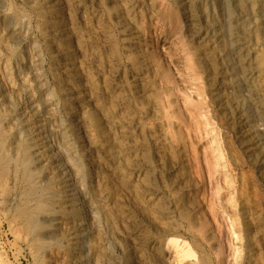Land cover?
<instances>
[{
	"label": "rangeland",
	"instance_id": "obj_1",
	"mask_svg": "<svg viewBox=\"0 0 264 264\" xmlns=\"http://www.w3.org/2000/svg\"><path fill=\"white\" fill-rule=\"evenodd\" d=\"M39 1L0 0V112L3 109L0 113V128H5L0 134V152L18 156L22 150L14 149L20 144L22 148L29 146L27 149H31V155L36 153L35 150L39 152V158L35 157L37 161L34 163L32 160L31 166L36 170L33 181L39 186L38 189L40 188L37 194L44 196L48 190L51 191L50 197L53 196L51 198L55 202H52V207L56 209L53 212L57 214L58 211L59 214L51 230L54 233L48 234L49 237L44 236L40 244L34 242L25 231L24 225H21L22 221L14 216L17 207L23 202L26 182L22 181L21 174H14L13 167L8 166L6 173L11 174L7 173L4 182H0V264H264V86L257 80L259 74L264 78V57L261 58V53L264 56V0H133L130 5L134 15L132 27L137 38L132 41L123 38L108 21L119 12L116 2L112 4L107 0H90V3L88 0H69L71 6L67 0L56 13H48ZM226 5L228 9L225 8ZM74 9L76 10L73 11ZM107 14L111 16L108 17ZM58 19H61V22ZM98 29L105 32L109 46L102 44L103 36L98 33ZM60 31L66 32L63 33V38L60 37ZM70 35L74 36L71 41ZM9 44L10 46H7ZM57 47L62 50L58 48V51ZM129 47L133 48L132 52ZM79 49L80 52L74 51ZM93 52L96 53L95 56ZM68 61L74 62L78 67L74 78H66L60 72L63 63ZM98 71L100 73L97 74ZM135 74L141 85L139 88L142 89L140 100L136 99L127 82L130 75ZM111 78L112 86L117 88V95H124L127 99L131 117L142 126L143 133L136 131L134 139L137 138L136 143L141 142L144 150L136 153L137 155L127 154L121 158L117 157L118 160L116 158L108 161L106 155L109 143H115L118 148H123L125 143L118 138L120 130L108 129L105 126L110 128L111 120L117 119L110 117L111 102L102 88ZM83 85L85 90H82ZM91 88L94 90L91 91ZM93 92L97 94H92ZM84 94L89 95L92 100L89 105L75 101V98ZM28 95H32L30 98L35 102V114L25 108V98ZM91 104L93 105L90 106ZM102 116L108 119L102 120ZM80 117L82 122L78 120ZM198 123L199 125H195ZM41 124L45 129L44 135L49 138V145L53 146L51 153L56 156L66 154L65 157L62 156L61 162L63 161L64 166L67 164L64 171L66 178H69L70 193L74 196L70 197L72 202L69 204V210L64 207L68 203L64 204L62 193L64 189L69 188H63L65 183L55 179L47 152L41 148L39 134L36 132V127ZM30 125L33 127H29ZM148 132H153L159 140V150L149 142ZM112 163L115 164L114 168ZM72 164L76 165V168ZM148 166L151 170L147 181H142L137 172L134 175L130 173L133 167L138 169ZM69 174L73 178L69 177ZM39 180L43 182L40 183ZM47 182L52 185L48 187ZM3 186L13 188L12 196H15L6 199L1 189ZM53 187L57 188L56 192ZM42 189L46 191L43 192ZM149 190L157 191L159 195L153 197L147 194ZM57 192L61 193L56 194ZM33 199L29 200L30 204L34 202ZM176 201L187 210L182 208L183 212H175L173 208ZM71 219H75L74 223H85L86 230H82V233H86L85 238L72 239L69 228ZM169 238L178 239L181 249L187 250L188 254L178 255L174 247L166 245ZM161 240H165L166 244ZM144 241H154L153 245L155 244L159 251L149 252L141 249V243ZM250 243L257 244L255 256H258H254L255 259L253 257L254 261H249L247 249ZM139 253L144 255V260L135 263L134 257Z\"/></svg>",
	"mask_w": 264,
	"mask_h": 264
},
{
	"label": "bare ground",
	"instance_id": "obj_2",
	"mask_svg": "<svg viewBox=\"0 0 264 264\" xmlns=\"http://www.w3.org/2000/svg\"><path fill=\"white\" fill-rule=\"evenodd\" d=\"M34 1V0H33ZM38 1V0H37ZM69 1V0H68ZM75 1V0H74ZM74 1H73V3H74ZM80 2H81V0H79ZM84 1V0H83ZM109 3L111 2L112 4L114 3V2H116V4L119 6V12H116V11H118V10H115V12H116V14H114L112 17H110V19H108V21H109V23H111V25H113L115 28H116V30L118 31L117 33H119L121 36H123V38H125V39H128V40H135L136 38H137V34H136V32H135V30H134V28L132 27L133 25H132V18H133V12L131 13V3H132V1L133 0H107ZM183 1V0H182ZM222 1V0H221ZM230 1V0H229ZM240 1V0H239ZM256 1V0H255ZM255 1H254V3H255ZM39 2H41V5H43L44 7H45V9L48 11V13H56V11H58V9H60L61 7H62V5L64 4V3H66L67 2V0H40ZM70 2V5H71V1H69ZM80 2H78V3H80ZM88 2L90 3V0H88ZM99 2V1H98ZM98 2H97V4H98ZM214 2V1H213ZM224 2V1H223ZM222 2V3H223ZM100 3V2H99ZM104 3V2H103ZM135 3V2H134ZM195 3V2H194ZM199 3V2H198ZM208 3H209V1H208ZM207 3V4H208ZM218 3V2H217ZM251 3V2H250ZM28 4V3H27ZM35 4V3H34ZM34 4H33V6H34ZM75 4H77V3H75ZM224 4H225V2H224ZM32 5V4H31ZM40 5V6H41ZM74 5V4H73ZM80 5V4H79ZM86 5V4H85ZM103 5V4H102ZM115 5V4H114ZM134 5H136V3L134 4ZM201 5V4H200ZM203 5V4H202ZM222 5V4H221ZM230 5V4H229ZM36 6H37V3H36ZM39 6V7H40ZM43 6H41V7H43ZM68 6V9L70 8L69 7V5H67ZM72 6V5H71ZM100 6V5H99ZM116 6V5H115ZM115 6H113V7H115ZM224 6V5H223ZM241 6V5H240ZM243 6V5H242ZM247 6V5H246ZM263 6V5H262ZM106 6H104V8H105ZM135 7V6H134ZM202 7V6H201ZM220 7V6H219ZM252 7V6H251ZM3 8V7H2ZM36 8V7H35ZM38 8V7H37ZM77 8V7H76ZM99 8V7H98ZM108 8V7H107ZM204 8V7H203ZM222 8V7H221ZM225 8L226 9H228V6L226 5L225 6ZM225 8H223L224 9V12H225ZM243 8H244V6H243ZM1 9V8H0ZM42 9V8H41ZM44 9V10H45ZM102 9V8H101ZM111 9H113V8H111ZM249 9V8H248ZM254 9H255V7H254ZM3 10V9H2ZM10 10V9H9ZM76 9H74L73 11H75ZM103 10V9H102ZM238 10H240V9H238ZM67 11V10H66ZM71 11V10H70ZM105 11H106V13L108 12L106 9H105ZM196 11V10H195ZM261 11H262V9H261ZM261 11H260V13H261ZM4 12H5V10H4ZM3 12V13H4ZM19 12V11H18ZM17 12V13H18ZM38 12V11H37ZM41 12V11H40ZM39 12V13H40ZM68 12V11H67ZM221 12H223V11H221ZM238 12V11H237ZM240 12V11H239ZM15 13V12H14ZM16 13V14H17ZM39 13H37V14H39ZM63 13V12H62ZM65 13V12H64ZM75 13V12H74ZM73 13V14H74ZM86 13H88V12H86ZM92 13H94V12H92ZM99 13V12H98ZM103 13V12H102ZM105 13V12H104ZM114 13V12H113ZM251 13H253L252 11H251ZM0 14H2V13H0ZM15 14V15H16ZM20 13H18V15H19ZM42 14V13H41ZM101 14V13H100ZM99 14V15H100ZM191 14V13H190ZM218 14H220V13H218ZM225 14V13H224ZM223 14V15H224ZM240 14H242V13H240ZM14 15V14H13ZM45 15V14H44ZM60 15V14H59ZM66 15V14H65ZM102 15V14H101ZM101 15H100V17H101ZM133 15V16H132ZM211 15V14H210ZM222 15V16H223ZM247 15V14H246ZM245 15V16H246ZM255 15V14H254ZM5 16V15H4ZM10 16V15H9ZM69 16V15H68ZM73 16H75V15H73ZM81 16H83V15H81ZM92 16V15H91ZM98 16V15H97ZM107 16H108V14H107ZM109 16H111L110 14H109ZM108 16V17H109ZM208 16V15H207ZM241 16V15H240ZM260 16V15H259ZM3 17V16H2ZM37 17H40L39 15H37ZM42 17V16H41ZM59 17V16H58ZM70 17V16H69ZM86 17H87V15H86ZM89 17H90V15H89ZM96 17V16H95ZM106 17V16H105ZM251 17V16H250ZM253 17V16H252ZM255 17V16H254ZM11 18H13L12 16H11ZM15 18V17H14ZM17 18H19V17H17ZM23 18V17H22ZM66 18H67V16H66ZM88 18V17H87ZM199 18V17H198ZM224 18V17H223ZM225 18H226V16H225ZM258 18V17H257ZM260 18H261V16H260ZM50 19V18H49ZM55 19V18H54ZM63 19V18H62ZM70 19V18H69ZM73 19V18H72ZM92 19V18H91ZM90 19V20H91ZM98 18H96V20H97ZM134 19V18H133ZM205 19V18H204ZM243 19V18H242ZM13 20V19H12ZM20 20V19H19ZM26 20H28V19H26ZM59 20V22H61L60 20L61 19H58ZM64 20V19H63ZM86 20V19H85ZM100 20H101V18H100ZM104 20H106V19H104ZM15 21V20H14ZM23 21V20H22ZM79 21V20H78ZM77 21V22H78ZM98 21H99V19H98ZM107 21V20H106ZM188 21V20H187ZM213 21H215V20H213ZM240 21V20H239ZM260 21V20H259ZM19 22V21H18ZM45 22V21H44ZM83 22V21H82ZM87 22V21H86ZM86 22H84L85 24H86ZM221 22V21H220ZM15 23V22H14ZM58 23V22H57ZM65 23H66V21H65ZM69 23V22H68ZM88 23V22H87ZM52 24V23H51ZM75 24V23H74ZM77 24V23H76ZM246 24V23H245ZM6 25V24H5ZM53 25V24H52ZM63 25V24H62ZM70 25V24H69ZM87 25V24H86ZM86 25H84V26H86ZM109 24H107V26H108ZM110 25V26H111ZM213 25H214V23H213ZM226 25V24H225ZM11 26V25H10ZM14 26V25H13ZM49 26V25H48ZM60 26V25H59ZM92 26V25H91ZM255 27H256V25H254ZM253 26V27H254ZM12 27V26H11ZM63 27V26H62ZM95 27V26H94ZM100 27V26H99ZM212 27V26H211ZM5 28V27H4ZM48 28H52V27H48ZM59 28V27H58ZM61 28V27H60ZM64 28V27H63ZM72 28V27H71ZM82 28V27H81ZM85 28V27H84ZM93 28V27H92ZM95 28H97V25H96V27ZM114 28V29H115ZM208 28V27H207ZM244 28H245V26H244ZM45 29V28H44ZM68 29V28H67ZM110 29V28H109ZM216 29V28H215ZM66 30V29H65ZM73 30V29H72ZM77 30V29H76ZM97 30V29H96ZM111 30V29H110ZM109 30V31H110ZM137 30V29H136ZM204 30V29H203ZM5 31V30H4ZM70 31V30H69ZM75 31V30H74ZM74 31H72V32H74ZM84 31V30H83ZM202 31V30H201ZM219 31V30H218ZM107 32H108V30H107ZM111 32V31H110ZM139 32V31H138ZM209 32V31H208ZM63 31H60V34H61V38H63L62 36H63ZM66 33V32H65ZM64 33V34H65ZM93 33V32H92ZM98 33H100V35L101 36H103V45L105 46V47H107V46H109L110 45V42H109V40L108 39H106L105 38V36H104V31L102 30V29H98ZM195 33V32H194ZM262 33H263V35H264V29H263V31H262ZM78 34V33H77ZM79 34H80V32H79ZM106 34H108V33H106ZM105 34V35H106ZM118 34V35H119ZM209 34V33H208ZM217 34V33H216ZM55 35V34H54ZM84 35V34H83ZM6 37H8L7 35H5ZM69 36V35H68ZM199 36V35H198ZM226 36H228V35H226ZM230 36V35H229ZM250 36V35H249ZM248 36V37H249ZM5 37V38H6ZM22 37V36H21ZM67 37V36H66ZM92 37V36H91ZM190 37V36H189ZM219 37V36H218ZM231 37V36H230ZM53 38V37H52ZM67 38H69V37H67ZM84 38V37H83ZM90 38V37H89ZM97 38V37H96ZM105 38V39H104ZM247 38V37H246ZM261 38H263V36L261 37ZM260 38V39H261ZM70 41L72 40V39H74V36L73 35H70ZM88 39V38H87ZM92 39V38H91ZM101 39V38H100ZM140 39V38H139ZM221 39V38H220ZM255 39V38H254ZM77 40V39H76ZM76 40H74V41H76ZM81 40V39H80ZM80 40H79V42H80ZM82 40H84V39H82ZM86 40V39H85ZM84 40V41H85ZM99 40V39H98ZM124 40V39H123ZM196 40V39H195ZM223 40V39H222ZM227 40V39H226ZM245 40V39H244ZM244 40H242V41H244ZM264 40V39H263ZM55 41H57L56 39H55ZM67 41H68V39H67ZM88 41V40H87ZM94 41V40H93ZM125 41V40H124ZM254 41V40H253ZM5 42H7V41H5ZM83 42V41H82ZM90 42V41H89ZM126 42H127V40H126ZM212 42V41H211ZM221 42V41H220ZM223 42V41H222ZM228 42V41H227ZM232 41H230V43H231ZM245 42V41H244ZM252 42V41H251ZM250 42V43H251ZM257 42V41H256ZM260 42H261V40H260ZM8 43H9V41H8ZM13 43V42H12ZM66 43V42H65ZM93 43H95V42H93ZM99 44H100V42H98ZM123 43V42H122ZM216 43V42H215ZM7 44V43H6ZM76 44V43H75ZM84 44H86L85 42H84ZM124 44V43H123ZM138 44H139V42H138ZM209 44V43H208ZM223 44V43H222ZM14 46H15V44H13ZM12 45V46H13ZM16 45H18V44H16ZM58 45V44H57ZM73 44H71V46H72ZM125 45V44H124ZM128 45H129V43H128ZM217 45V44H216ZM221 45V44H220ZM233 45V44H232ZM249 45V44H248ZM253 45V44H252ZM7 46H10V44L9 45H7ZM7 46H4V47H7ZM13 46V47H14ZM62 46V45H61ZM88 46V45H87ZM90 46V45H89ZM93 46V45H92ZM96 46V45H95ZM101 46V45H100ZM104 46H103V48H104ZM112 46V45H111ZM133 46V45H132ZM135 46V45H134ZM223 46V45H222ZM234 46V45H233ZM240 46V45H239ZM247 46V45H246ZM259 46V45H258ZM12 47V48H13ZM16 47H18V46H16ZM15 47V48H16ZM70 47V46H69ZM77 47H79V46H77ZM76 47V48H77ZM97 47V46H96ZM95 47V48H96ZM136 48H139V47H137V46H135ZM232 47V46H231ZM257 47V46H256ZM263 46H261V48H262ZM11 48V49H12ZM15 48H14V50H15ZM51 48V47H50ZM58 48L59 47H57V50H58ZM80 48V47H79ZM99 48V47H98ZM102 48V49H103ZM111 48V47H110ZM243 48H244V46H243ZM251 48H253V47H251ZM259 48V47H258ZM257 48V49H258ZM6 49H9V48H6ZM60 49V48H59ZM70 49V48H69ZM109 49V48H108ZM123 49L125 50V48H124V46H123ZM129 49H130V51L132 52V50H133V48H130L129 47ZM226 49V48H225ZM230 49V48H229ZM246 49V48H245ZM250 49V48H249ZM57 50H56V52L55 53H57ZM60 50H62V49H60ZM65 50V49H64ZM63 50V51H64ZM86 49H84V51H85ZM224 49L222 48V51H223ZM247 50V49H246ZM251 50V49H250ZM59 51V50H58ZM75 52H80V49L79 50H74ZM95 52H96V50H94ZM129 51V52H130ZM222 51H219V52H221L222 53ZM236 51V50H235ZM239 51V50H238ZM259 51V50H258ZM261 51V50H260ZM10 52H12V50L10 51ZM69 53H70V51H68ZM86 52V51H85ZM126 52V51H125ZM138 52V51H137ZM141 52V51H140ZM218 52V53H219ZM245 52H247V51H245ZM252 52H254V51H252ZM251 52V53H252ZM256 52V51H255ZM9 53V52H8ZM82 53V52H81ZM94 53V52H93ZM128 53V52H127ZM217 53V54H218ZM220 53V54H221ZM228 53H230V52H228ZM240 53V52H239ZM258 53H260V52H258ZM12 54H14L13 52H12ZM17 54V53H16ZM63 54V53H62ZM64 54H66V53H64ZM83 54V53H82ZM81 54V55H82ZM95 54L96 53H94V56H95ZM131 54V53H130ZM219 54V55H220ZM222 54H224V53H222ZM221 54V55H222ZM232 54H234V53H232ZM1 55V54H0ZM11 55V54H10ZM58 55V54H57ZM78 55V54H77ZM80 55V54H79ZM91 55H93V54H91ZM91 55H90V57H91ZM99 55V54H98ZM230 55H231V53H230ZM252 55H253V53H252ZM83 56V55H82ZM85 56V55H84ZM89 56V55H88ZM137 56V55H136ZM229 56V55H228ZM254 56H256V55H254ZM13 57V56H12ZM64 57V56H63ZM65 57H66V55H65ZM89 57V58H90ZM224 57V56H223ZM231 57H232V55H231ZM264 56H262V53H261V58H263ZM61 58V57H60ZM82 58V57H81ZM95 58V57H94ZM94 58H93V60H94ZM221 58H222V56H221ZM243 58V57H242ZM256 58H258V57H256ZM87 59H88V57H87ZM96 59V58H95ZM234 59V58H233ZM254 58H252V60H253ZM86 60V59H85ZM90 61H91V58L89 59ZM114 60V59H113ZM82 61V60H81ZM87 61V60H86ZM111 61V60H110ZM109 61V62H110ZM222 61H224V60H222ZM226 61V60H225ZM261 61V60H260ZM259 61V62H260ZM78 62H80V61H78ZM89 62V61H88ZM96 62V61H95ZM250 62V61H249ZM248 62V63H249ZM91 63H92V61H91ZM108 63V62H107ZM232 64H233V62H231ZM236 62H234V64H235ZM244 63V62H243ZM261 63H263V61L261 62ZM34 64V63H33ZM75 63L74 62H71V61H68V62H64L63 63V67H61V73L67 78V77H71L72 76V78H74V76L76 75L74 72H77V70H78V67H76L75 65H74ZM93 64V63H92ZM91 64V65H92ZM96 64H97V62H96ZM228 64V63H227ZM253 64V63H252ZM82 65V64H81ZM89 65V64H88ZM111 65V64H110ZM109 65V66H110ZM114 65V64H113ZM229 65H231V64H229ZM254 65V64H253ZM256 65V64H255ZM78 66H79V68H80V64H78ZM86 66H87V64H86ZM262 66V65H261ZM93 67V66H92ZM97 67V66H96ZM114 67V66H113ZM233 67V66H232ZM243 67V66H242ZM247 67V66H246ZM251 67H254V66H251ZM256 67H257V65H256ZM89 68V67H88ZM98 68V67H97ZM224 68V67H223ZM239 68V67H238ZM241 68V67H240ZM249 68V67H248ZM126 69V68H125ZM220 69H222V68H220ZM250 69V68H249ZM252 69H254V68H252ZM260 69V68H259ZM80 70V69H79ZM85 70V69H84ZM100 70V69H99ZM117 70H119V69H117ZM116 70V71H117ZM128 70V69H127ZM134 69H132V71H133ZM237 70V69H236ZM241 70V69H240ZM83 71V70H82ZM81 71V72H82ZM121 71V70H120ZM233 72H235L234 71V69L232 70ZM59 72V73H60ZM79 72V71H78ZM80 72V73H81ZM84 72V71H83ZM74 73V74H73ZM79 73V74H80ZM88 73V72H87ZM86 73V74H87ZM98 73H100L99 71L97 72V74ZM102 73V72H101ZM110 73V72H109ZM122 73V72H121ZM129 73V72H128ZM135 73V72H134ZM21 74V73H20ZM82 74V73H81ZM85 74V73H84ZM96 74V73H95ZM133 74V73H132ZM62 75V76H63ZM233 75V74H232ZM240 75V74H239ZM248 75V74H247ZM81 76V75H80ZM114 76V75H113ZM236 76V75H235ZM249 76V75H248ZM247 76V77H248ZM256 76V75H255ZM263 76V75H262ZM86 77V76H85ZM92 77V76H91ZM96 77H98V76H96ZM239 77V76H238ZM242 78H243V76H241ZM251 77H253V76H251ZM23 78V77H22ZM103 78V77H102ZM109 78V77H108ZM130 78V80H128ZM127 80V82H128V84L130 85V87L132 88V91H133V93L136 95V99H138V100H140V96H141V90L142 89H140L139 87L141 86L139 83H138V79H137V75L135 74V75H130V77H129ZM240 78V77H239ZM258 79V82H260L261 84V86L263 87L264 86V78L262 79V77L260 76V74L258 75V77H257ZM76 79V78H75ZM104 79H106V78H104ZM236 79V78H235ZM234 79V80H235ZM25 80V79H24ZM81 80V79H80ZM118 80V79H117ZM116 80V81H117ZM240 80V79H239ZM23 81V80H22ZM92 80H90V82H91ZM119 81V80H118ZM121 81V80H120ZM123 81V80H122ZM252 81V80H251ZM104 82V81H103ZM141 83H143L142 81H140ZM232 82V81H231ZM230 82V83H231ZM243 82H245L246 83V81L245 80H243ZM256 82V81H255ZM254 82V83H255ZM95 83V82H94ZM93 83V84H94ZM116 83V82H115ZM74 84V83H73ZM80 84H81V81H80ZM91 84V83H90ZM93 84H92V86H93ZM119 84H121L122 85V83H119ZM42 85V84H41ZM102 85V84H101ZM113 85V82H112V78H111V80L110 81H107L106 83H105V85H102L103 87L102 88H104V94H105V96H106V98L107 99H109L110 100V102H111V107H112V113H111V115H110V117L111 118H113V117H115V118H117L116 120H111V122L112 123H109L110 124V128L108 127V125H105V126H107L106 128H108V129H117L118 131L120 130V134H119V136H118V138L120 139V140H122V142L124 143V146H123V148H118V146H115V143H109V150H108V153H107V155H106V160H108V161H113V160H115L117 157L119 158H121L122 156H124V155H127V154H134L135 153V155H137L136 153H140V152H142L143 150H144V147L142 146V144H141V142L140 143H136V141H137V138L136 139H134V133L137 131V132H139V133H143V129H141V127L139 126V124L138 123H140V122H136V121H134V119H133V117H131V109L129 108V103H128V101H127V99L125 98V97H120V96H118L117 95V88L115 87H113L112 86ZM121 85H120V87L119 88H121ZM251 85V84H250ZM249 85V86H250ZM87 86V85H86ZM115 86V85H114ZM240 86V85H239ZM22 87V86H21ZM258 86H256V88H257ZM5 88V87H4ZM36 88H37V86H36ZM73 88V87H72ZM71 88V89H72ZM75 88V87H74ZM94 88H96V87H94ZM244 88V87H243ZM247 88V87H246ZM261 88V87H260ZM86 89V87L83 85L82 86V90H85ZM262 89V88H261ZM1 90H3V89H1ZM25 90V89H24ZM92 90H94V89H92L91 88V91ZM99 90V89H98ZM121 89H119V91H120ZM128 90H130V88L128 89ZM245 90V89H244ZM7 91V90H6ZM9 91V90H8ZM69 91V90H68ZM91 91H89L90 93H91ZM131 91V92H132ZM262 91V90H261ZM264 91V90H263ZM10 92V91H9ZM17 92V91H16ZM72 92V91H71ZM86 92V91H85ZM103 92V91H102ZM239 93V92H238ZM250 93V92H249ZM264 93V92H263ZM17 94V93H16ZM74 94V93H73ZM78 94H80V93H78ZM89 94V93H88ZM92 94H95L94 92L92 93ZM97 94V93H96ZM95 94V95H96ZM100 94V93H99ZM122 94V93H121ZM123 94H126V93H123ZM129 94H132V93H129ZM6 95V94H5ZM15 95V94H14ZM45 95V94H44ZM68 95V94H67ZM76 95V94H75ZM90 95V94H89ZM89 95H87V94H84V95H82V96H79L78 98H75V101H77V102H80V103H87L88 105L92 102V100H91V98L89 97ZM252 95V94H251ZM4 95L2 94L1 95V97H3ZM17 96V95H16ZM32 96V95H31ZM30 96V97H31ZM133 96V95H132ZM246 96V95H245ZM257 96V95H256ZM260 96H263V95H260ZM6 97V96H5ZM9 97V96H8ZM29 97V95L27 96V98H25L27 101L25 102V104H26V106H25V108H26V110H28L30 113L32 112V114H35V111H34V109H35V105H34V103H33V99L32 98H30ZM127 97V96H126ZM129 97V96H128ZM254 97V96H253ZM69 98V97H68ZM130 98V97H129ZM243 98V97H242ZM245 98V97H244ZM264 98V97H263ZM96 99V98H95ZM131 99V98H130ZM133 99V98H132ZM12 100V99H11ZM134 100V99H133ZM255 100V99H254ZM15 101V100H14ZM142 101H143V99H142ZM248 101V100H247ZM246 101V102H247ZM250 101V100H249ZM248 101V102H249ZM9 102V101H8ZM8 102H6V104L8 103ZM74 102V101H73ZM11 103V102H10ZM38 103V102H37ZM36 103V104H37ZM94 103H95V101H94ZM136 103V102H135ZM140 103V102H139ZM5 104V103H4ZM13 104H14V102H13ZM75 104V103H74ZM1 105V104H0ZM82 105V104H81ZM93 104H91L90 106H92ZM95 105V104H94ZM110 105V104H109ZM250 105H251V102H250ZM255 105V104H254ZM254 105H253V107H254ZM96 106V105H95ZM8 107V106H7ZM11 107V106H10ZM13 107H14V105H13ZM18 107V106H17ZM83 107H84V105H83ZM94 107V106H93ZM131 107V106H130ZM2 108V107H1ZM9 108V107H8ZM39 108V107H38ZM87 108V107H86ZM249 108V107H248ZM259 108V107H258ZM5 109V108H4ZM18 109V108H17ZM20 109V108H19ZM111 109V108H110ZM11 110V109H10ZM133 110V109H132ZM17 111V110H16ZM15 111V112H16ZM25 111V110H24ZM72 111V110H71ZM75 111V110H74ZM89 111H91V110H89ZM100 111V110H99ZM107 111V110H106ZM111 111V110H110ZM153 111V110H152ZM244 111H245V109H244ZM2 112H3V109H2ZM2 112H0V113H2ZM20 112V111H19ZM28 112V113H29ZM40 112V111H39ZM101 112V111H100ZM241 112V111H240ZM261 112V111H260ZM5 113V112H4ZM26 113V111L24 112V114ZM143 113V112H142ZM251 113V112H250ZM103 114V113H102ZM135 114V113H134ZM141 114V113H140ZM251 114H253V112L251 113ZM264 114V113H263ZM26 115V114H25ZM31 115V114H30ZM76 115V114H75ZM101 115V114H100ZM241 115V114H240ZM81 116V115H80ZM86 116V115H85ZM87 116H89V115H87ZM91 116V115H90ZM105 116V115H104ZM104 116H102V120H106L105 118H107V117H104ZM260 116H262L261 114H260ZM4 117V116H3ZM74 117V116H73ZM77 117H78V115H77ZM109 117V116H108ZM110 117H109V119H110ZM258 117V116H257ZM14 118V117H13ZM23 118V117H22ZM29 118V117H28ZM37 118V117H36ZM66 118H68L69 119V117H66ZM90 118V117H89ZM93 118V117H92ZM140 118V117H139ZM142 118H143V116H142ZM243 118V117H242ZM261 118V117H260ZM17 119V118H16ZM108 119V118H107ZM1 120H2V118H1ZM74 120V119H73ZM76 121H77V119H75ZM79 121H81V117L78 119ZM91 120V119H90ZM137 120V119H136ZM17 121V120H16ZM24 121V120H23ZM28 121V120H27ZM34 121V120H33ZM69 121V120H68ZM86 121V120H85ZM110 121V120H109ZM195 121V120H194ZM254 121V120H253ZM256 121V120H255ZM21 122V121H20ZM82 122V121H81ZM92 122H93V120H92ZM196 123L198 122V121H195ZM258 122V121H257ZM19 123V122H18ZM37 123V122H36ZM69 123V122H68ZM70 123H72V122H70ZM69 123V124H70ZM260 123V122H259ZM262 123V122H261ZM2 124V123H1ZM1 124H0V127H1ZM10 124V123H9ZM33 124V123H32ZM39 124H40V122H39ZM75 124H77V123H75ZM96 124V123H95ZM105 124V123H104ZM108 124V123H107ZM190 124V123H189ZM204 124V123H203ZM258 124V123H257ZM19 125V124H18ZM73 125V124H72ZM78 125V124H77ZM195 125H199V123L198 124H195ZM254 125V124H253ZM252 125V126H253ZM259 125V124H258ZM3 126V125H2ZM58 126V125H57ZM191 126V125H190ZM193 126V125H192ZM260 126V125H259ZM258 126V127H259ZM261 126H263V125H261ZM22 127V126H21ZM20 127V128H21ZM24 127V126H23ZM29 127H33V126H29ZM28 127V128H29ZM74 127H75V125H74ZM73 127V128H74ZM83 127H85V126H83ZM145 127V126H144ZM143 127V128H144ZM148 127V126H147ZM254 127V126H253ZM257 127V126H256ZM9 128V127H8ZM26 128V127H25ZM65 128V127H64ZM78 128V127H77ZM88 128V127H87ZM87 128H86V131H88L87 130ZM250 128V127H249ZM22 129V128H21ZM146 129V128H145ZM258 129V128H257ZM1 130H5V128H0V134H1ZM16 130V129H15ZM36 132H37V135L39 136V140L41 141V148L42 149H44V151H46L47 153V158H49V163H50V166H51V168L53 169V171H54V175H55V179H59L60 180V182L63 184V183H65V185L63 186V188H69V186H70V184H68V181H69V178H66L67 177V175H66V172L64 171L65 170V166L67 165V164H65V166H64V164L61 162V158H62V156L63 157H65L66 156V154H62L61 156H56V154H54V153H51L52 151H51V149H52V147L49 145V138H48V136L47 135H44V131H45V129L43 128V124H41V125H38L37 127H36ZM66 130V129H65ZM91 130V129H90ZM113 130V131H114ZM253 130V129H252ZM255 130V129H254ZM260 130V129H259ZM20 131V130H19ZM22 131H23V129H22ZM32 131V130H31ZM35 131V130H34ZM112 131V130H111ZM146 131V130H145ZM257 131V130H256ZM5 132V131H4ZM7 132V131H6ZM27 132V131H26ZM84 132V131H83ZM96 132V131H95ZM249 132V131H248ZM253 132V131H252ZM261 132V131H260ZM22 133V132H21ZM30 133H32V132H30ZM34 133V132H33ZM62 134L64 133V132H61ZM69 133V132H68ZM76 133V132H75ZM146 133V132H145ZM156 133V132H155ZM159 133V132H158ZM157 133V134H158ZM12 134V133H11ZM14 134H17V133H14ZM26 134V133H25ZM35 134V133H34ZM70 134V133H69ZM101 134V133H100ZM103 134H104V132H103ZM103 134H102V136H103ZM110 134V132L108 133V135ZM113 134V133H112ZM153 134V132H148L147 133V137H148V140H149V142L150 143H152V145H154L155 146V148H156V150H159L160 148L158 147V146H160L158 143V141L159 140H157V137H155L154 136V134ZM156 134V135H157ZM264 134V133H263ZM19 135V134H18ZM32 135V134H31ZM70 135H72V134H70ZM90 135V134H89ZM105 135V134H104ZM107 135V134H106ZM255 135H256V133H255ZM254 135V136H255ZM262 135V134H261ZM7 136V135H6ZM13 136V135H12ZM33 136V135H32ZM101 136V137H102ZM139 136V135H138ZM159 136V135H158ZM251 137L253 136V135H250ZM257 136V135H256ZM1 137V136H0ZM9 137H10V135H9ZM17 137V136H16ZM27 137V136H26ZM74 137V136H73ZM72 137V138H73ZM137 137V136H136ZM11 138V137H10ZM13 138V137H12ZM19 138V137H18ZM23 138H24V136H23ZM30 138H31V136H30ZM36 138V137H35ZM38 138V137H37ZM82 138V137H81ZM80 138V139H81ZM108 138V137H107ZM110 138V137H109ZM143 138H144V136H143ZM244 138V137H243ZM247 138V137H246ZM245 138V139H246ZM6 139V138H5ZM15 139V138H14ZM27 139V138H26ZM67 139V138H66ZM71 139V138H70ZM102 139H104V138H102ZM114 139V138H113ZM118 139V140H119ZM160 139H162L161 137H160ZM261 139V138H260ZM19 140V139H18ZM18 140H17V142H18ZM24 140V139H23ZM30 141H32L31 139H29ZM65 140V139H64ZM69 140V139H68ZM73 140V139H72ZM115 140V139H114ZM117 140V139H116ZM136 140V141H135ZM255 140V139H254ZM4 141H7V140H4ZM29 141V142H30ZM141 141H142V139H141ZM161 141V140H160ZM263 141V140H262ZM1 142V141H0ZM35 142V141H34ZM63 142V141H62ZM76 142V141H75ZM111 142H112V140H111ZM259 142V141H258ZM261 142V141H260ZM6 143V142H5ZM16 143V142H15ZM22 143V142H21ZM28 143V142H27ZM161 143V142H160ZM246 143V142H245ZM254 143V142H253ZM20 144V143H19ZM25 144V143H24ZM34 144V143H33ZM247 144V143H246ZM261 144H263V142L261 143ZM14 145V144H13ZM17 145V144H16ZM26 145V144H25ZM34 145H36V144H34ZM38 145V144H37ZM36 145V146H37ZM69 145V144H68ZM158 145V146H157ZM162 145V144H161ZM259 145V144H258ZM21 146V144L18 146L17 145V147H15V149L14 150H18L19 151V148L22 150V152H20V154L17 156L16 154H13V155H5V154H2L1 152H0V182H4V179H5V177H7L6 176V174L8 173H10V172H7L6 173V171H7V168H8V166H12L13 167V169L15 170V173L14 174H16V172L17 173H19V174H21V177H22V181L24 180L25 182H26V187L24 188V190H23V202H22V204L19 206V207H17V209H16V212H15V217H16V219H17V217L19 218V220H21L22 221V223H21V225H24L23 227H24V229H25V231L31 236V238H32V240L34 241V242H36V243H39L40 244V242H41V240H42V238H44V236H48V234H50L51 232L52 233H54L53 231H51V230H53L52 229V227L55 225V223H56V220H57V214H59L58 213V211H57V214L56 213H54L53 211H54V209H55V207H54V209H53V204H52V199L53 198H51V197H53V196H51L50 197V192L51 191H47V195H44V196H41V195H38L37 193V190H39L38 189V187L35 185V183H34V181H33V179H35V176H36V170L34 171L32 168H34V166L31 168V166H32V160H33V162L34 161H37V159L35 158V157H37V155L39 156V152L38 151H34V152H36V153H34L33 155H31V153H30V150L28 151V149L27 148H29V146H24L23 148L22 147H20ZM31 146V145H30ZM70 146V145H69ZM121 146V145H120ZM257 146V145H256ZM6 147V146H5ZM8 148H10V146H7ZM39 147V146H38ZM60 147V146H59ZM68 147V146H67ZM117 147V148H116ZM163 147V146H162ZM248 147V146H247ZM258 147V146H257ZM57 148V147H56ZM249 148V147H248ZM260 148V147H259ZM11 149H13V148H11ZM11 149H10V151H11ZM39 149V148H38ZM66 149H68V148H66ZM250 149H251V147H250ZM0 150H2V146H1V144H0ZM32 150H33V148H32ZM59 150V149H58ZM62 150V149H61ZM259 150V149H258ZM7 151V150H6ZM66 151V150H65ZM246 151V150H245ZM248 151V150H247ZM261 151L262 150H260V152L259 153H261ZM15 152V151H14ZM42 152V151H41ZM64 152V151H63ZM68 152V151H67ZM106 152V151H105ZM215 152V151H214ZM254 152V151H253ZM256 152V151H255ZM38 153V154H37ZM71 153V152H70ZM263 153V152H262ZM17 154H18V152H17ZM146 154V153H145ZM253 154V153H252ZM68 155V154H67ZM135 155H132V156H135ZM255 155V154H254ZM16 156V157H15ZM42 156V155H41ZM44 156V155H43ZM46 156V155H45ZM69 156H71V155H69ZM69 156L67 157L68 159H69ZM159 157V156H158ZM256 157V156H255ZM37 158H39V157H37ZM71 158V157H70ZM118 158H117V160H118ZM36 159V160H35ZM40 159H42V158H40ZM67 159V160H68ZM140 159H141V157H140ZM45 160V159H44ZM65 161H66V159H64ZM71 160H72V158H71ZM258 160H259V158H258ZM47 161V160H46ZM69 161V160H68ZM122 161V160H121ZM219 161V160H218ZM71 162V161H70ZM74 162H75V160H74ZM261 162V161H260ZM35 163V162H34ZM41 163V162H40ZM43 163H45V164H47V162H43ZM42 163V164H43ZM69 163V162H68ZM73 163V162H72ZM77 163V162H76ZM118 163V162H117ZM41 164V165H42ZM75 164V163H74ZM74 164H72V165H74ZM113 165H112V167L115 165L114 163H112ZM184 164V163H183ZM39 165V164H38ZM110 165V164H109ZM49 166V167H50ZM75 166V168H76V165H74ZM111 166V165H110ZM37 167V166H36ZM79 167H81V166H79ZM39 168V167H38ZM41 168V167H40ZM39 168V169H40ZM47 168H48V166H47ZM67 168V167H66ZM78 168V167H77ZM104 168H105V166H104ZM114 168V167H113ZM211 168V167H210ZM216 168V167H215ZM12 169V170H13ZM35 169V168H34ZM71 169V168H70ZM72 169H73V167H72ZM11 170V169H10ZM48 170V169H47ZM106 170V169H105ZM113 170H115V169H113ZM151 169L149 168V166L148 167H144V168H138L137 169V167H133V168H131V171H130V173H131V175H134L136 172H137V174L140 176V178H141V180L142 181H147L148 180V174H149V171H150ZM212 170V169H211ZM9 171V170H8ZM37 171H38V169H37ZM83 171V170H82ZM110 171V170H109ZM40 172H42L41 170H40ZM50 172H51V170H50ZM71 172V171H70ZM69 172V173H70ZM73 172V171H72ZM71 172V173H72ZM76 172V171H75ZM74 172V173H75ZM77 172H79V171H77ZM39 173V172H38ZM73 173V177H75L74 174ZM112 173V172H111ZM117 173V172H116ZM11 174V173H10ZM45 174V173H44ZM50 174V173H49ZM77 174V173H76ZM80 174V173H79ZM82 174H83V172H82ZM114 174V173H113ZM118 174V173H117ZM121 174V173H120ZM42 175V174H41ZM47 175V174H46ZM71 174H69V177H72V176H70ZM81 175V174H80ZM10 176V175H9ZM12 176H13V174H12ZM52 176V175H51ZM84 176V175H83ZM110 176V175H109ZM119 176V175H118ZM17 177V176H16ZM48 177V176H47ZM72 177V178H73ZM77 177V176H76ZM108 177V176H107ZM117 177V176H116ZM10 178H11V176H10ZM9 178V179H10ZM15 178V177H14ZM13 178V179H14ZM38 178V177H37ZM40 178H42V177H40ZM52 178V177H51ZM82 178V177H81ZM21 179V178H20ZM43 179V178H42ZM78 179H80V177H78ZM38 180V179H37ZM48 180V179H47ZM106 180H108V179H106ZM110 180V179H109ZM6 181V180H5ZM11 181V180H10ZM21 181V180H20ZM41 180H39V182H40ZM52 181V180H51ZM55 181V180H54ZM81 182H82V180H80ZM79 181V182H80ZM9 182V181H8ZM15 182V181H14ZM38 182V183H39ZM41 182H43V181H41ZM40 182V183H41ZM44 182H46V181H44ZM109 182V181H108ZM140 182V181H139ZM38 183H36V184H38ZM48 183V182H47ZM46 183V184H47ZM67 183V184H66ZM74 183V182H73ZM83 183V182H82ZM81 183V185H83ZM111 183V182H110ZM5 184V183H4ZM3 184V185H4ZM43 184V183H42ZM45 184V183H44ZM49 184V183H48ZM58 184V183H57ZM76 184V183H75ZM149 184H150V182H149ZM2 185V184H1ZM0 185V186H1ZM9 185H11V184H9ZM14 185V184H13ZM21 185V184H20ZM40 185V184H39ZM52 185V184H51ZM50 184L48 185V187H50L51 186ZM55 186H56V184H54ZM61 185V184H60ZM145 185V184H144ZM17 186V185H16ZM77 187V186H76ZM20 188V187H19ZM46 188V187H45ZM54 188V187H53ZM74 188H75V185H74ZM81 188V187H80ZM2 192L4 193V195H5V197H6V199H11L12 197H14V196H12V194L14 193L13 191H12V189L11 188H9L8 186L7 187H5V186H3L2 188ZM22 189V188H21ZM52 189V188H51ZM55 189V188H54ZM57 189V188H56ZM56 189H55V192H56ZM59 189V188H58ZM20 190V189H19ZM18 190V191H19ZM43 190V189H42ZM41 190V191H42ZM53 190V189H52ZM61 190V189H60ZM147 190V189H146ZM45 191H46V189H45ZM44 190H43V192H45ZM81 191V190H80ZM71 192V189L69 188V189H64L63 191H62V193L64 194H62L63 195V197H64V200H63V202H64V204L65 203H68V205L66 204V206H64V207H68V210H69V208H71V204H70V202H72V198H70V197H72L73 196V193H70ZM75 192H77L76 190H75ZM81 192H83V191H81ZM59 192H57L56 194H58ZM61 193V192H60ZM59 193V194H60ZM53 194H54V192H53ZM75 194V193H74ZM147 194H149V195H151V196H153V197H157L158 195H159V192H157V191H148L147 192ZM61 195V196H62ZM58 196V195H57ZM22 197V196H21ZM59 197V196H58ZM74 197V196H73ZM79 197V196H78ZM84 197V196H83ZM160 197V196H159ZM18 198H20L19 196H18ZM31 198H34L33 200H34V202L33 203H29V200L31 199ZM85 198V197H84ZM161 198V197H160ZM6 199H3V200H6ZM13 199H15V198H13ZM17 199V198H16ZM21 199V198H20ZM59 199V198H58ZM79 199V198H78ZM175 199H177V197L175 198ZM180 199V198H179ZM183 198H181L180 200H182ZM212 199V198H211ZM56 200V199H55ZM154 200H156V199H154ZM164 200V199H163ZM184 200V199H183ZM32 201V200H31ZM59 201V200H58ZM158 201V200H157ZM175 201V200H174ZM232 201V200H231ZM20 202H21V200H20ZM57 202V201H56ZM154 202H156V201H154ZM171 202V201H170ZM190 202V201H189ZM17 204H18V202H16ZM53 203H55V202H53ZM10 204V203H9ZM13 204V203H12ZM16 204V205H17ZM58 204V203H57ZM56 204V205H57ZM70 204V205H69ZM183 204V203H182ZM59 205V204H58ZM83 205V204H82ZM86 205V204H85ZM91 205V204H90ZM210 205H211V202H210ZM6 206V205H5ZM5 206H4V208H5ZM9 206V205H8ZM79 206V205H78ZM88 206V205H87ZM170 206V205H169ZM185 206V205H184ZM11 207V206H10ZM9 207V208H10ZM12 207H14L13 205H12ZM61 207H62V205H61ZM60 207V208H61ZM81 207V206H80ZM6 208H8V207H6ZM15 208H16V206H15ZM75 208V207H74ZM82 208V207H81ZM159 208V207H158ZM171 208H173V206L171 207ZM182 205H181V203L179 202H177L176 201V203L174 204V208L173 209H175V212L176 211H181V212H183L182 211ZM211 208V207H210ZM209 208V209H210ZM89 209V208H88ZM184 209H186V208H183V210ZM190 209V208H189ZM9 210V209H8ZM13 210V209H12ZM56 210V209H55ZM67 210V209H66ZM78 209H76V211H77ZM80 210V209H79ZM159 210V209H158ZM172 210V209H171ZM187 210V209H186ZM205 210V209H204ZM9 211H11V210H9ZM60 211V210H59ZM65 211V210H64ZM93 211V210H92ZM91 211V212H92ZM95 211V210H94ZM128 211V210H127ZM210 211V210H209ZM71 212V211H70ZM69 212V213H70ZM153 212V211H152ZM173 212V211H172ZM8 213V212H7ZM78 213V212H77ZM212 213V212H211ZM245 213V212H244ZM14 214V213H13ZM75 214V213H74ZM121 214H122V212H121ZM126 214V213H125ZM158 214V213H157ZM167 214V213H166ZM247 214V213H246ZM68 215V214H67ZM91 215V214H90ZM92 215H93V212H92ZM165 215V214H164ZM180 215H182L181 213H180ZM196 215V214H195ZM69 216H70V214H69ZM76 216V215H75ZM78 216V215H77ZM129 216V215H128ZM134 216V215H133ZM212 216V215H211ZM245 216V215H244ZM72 217V216H71ZM82 217H83V215H82ZM93 217L95 218V214L93 215ZM92 217V218H93ZM131 217V216H130ZM189 217V216H188ZM246 217V216H245ZM248 217V216H247ZM93 218V219H94ZM102 218V217H101ZM132 218V217H131ZM166 218V217H165ZM15 219V220H16ZM99 219V218H98ZM121 219V218H120ZM128 219V218H127ZM211 219V218H210ZM245 219V218H244ZM70 220V219H69ZM78 220V219H77ZM97 220V219H96ZM95 220V221H96ZM122 220V219H121ZM125 220H126V218H125ZM166 220V219H165ZM206 220V219H205ZM243 220V219H242ZM246 220V219H245ZM59 221V220H58ZM66 221V220H65ZM75 222V219H71V221H70V229H71V235H72V239H74V240H77L78 238H85V234L86 233H82V230L84 229V230H86V228H85V223H74ZM93 222V221H92ZM131 222V221H130ZM136 222V221H135ZM170 222V221H169ZM261 222V221H260ZM93 224V223H92ZM251 224V223H250ZM96 225V224H95ZM98 225V224H97ZM97 227V226H96ZM258 227V226H257ZM262 227H264V226H262ZM134 228V227H133ZM95 229V228H94ZM96 230V229H95ZM166 230H167V228H166ZM202 230H204V228L202 229ZM55 231V230H54ZM253 231V230H252ZM257 231V230H256ZM260 231H262V230H260ZM263 232V231H262ZM252 233V232H251ZM70 234V233H69ZM260 234V233H259ZM245 235V234H244ZM263 235V234H262ZM30 236H28V238L30 237ZM52 236V235H51ZM59 236V235H58ZM87 236V235H86ZM96 236V235H95ZM49 237V236H48ZM52 237H54V236H52ZM154 237V236H153ZM247 237H248V235H247ZM27 238V237H26ZM47 238V237H46ZM56 238V237H55ZM134 238H136V237H134ZM50 239H52V238H50ZM49 239V240H50ZM62 239V238H61ZM153 239V238H152ZM163 239H164V237H163ZM260 239V238H259ZM264 239V238H263ZM263 239H262V241H263ZM54 240V239H53ZM256 240V239H255ZM48 241V240H47ZM51 241V240H50ZM57 241V240H56ZM55 241V242H56ZM139 241H140V239H139ZM150 241H152V240H150ZM149 241V243L148 242H146V241H144L143 243H141V249H144V250H149V252H151V251H153V250H156L157 252L159 251V249H156V247L153 245V242H150ZM161 241H164L165 242V240H161ZM160 241V242H161ZM178 241V239L176 240L175 238H169V239H167V244H166V242H165V244L166 245H168V246H172V247H174V249H175V252L178 254V255H181V254H183L182 256H186V254H188V252H186V251H184V250H182L181 248L182 247H180V245H179V243L177 242ZM250 241V240H249ZM253 241V240H252ZM261 241V242H262ZM84 242V241H83ZM99 242V241H98ZM248 242V241H247ZM257 242V241H256ZM61 243V242H60ZM132 243V242H131ZM32 244V243H31ZM34 244V243H33ZM44 244V243H43ZM162 244V243H161ZM186 244V243H185ZM261 244V243H260ZM264 244V241H263V243H262V245ZM46 245V244H45ZM256 245L257 244H255V243H250V245H249V247H248V249H247V251H249V257H250V260L249 261H254V259H255V257H257V256H255V254L257 253L256 252ZM33 246V245H32ZM45 247V246H44ZM264 247V246H263ZM262 247V248H263ZM164 248V247H163ZM162 248V249H163ZM140 249V250H141ZM41 250V249H40ZM258 250V249H257ZM261 250V249H260ZM264 250V249H263ZM262 250V251H263ZM42 251V250H41ZM101 252V251H100ZM161 252V251H160ZM163 252V251H162ZM173 252V251H172ZM35 253V252H34ZM153 253H155V252H153ZM164 253V252H163ZM168 253V252H167ZM248 253V252H247ZM259 253V252H258ZM263 254V253H262ZM106 255V254H105ZM155 255V254H154ZM165 255V254H164ZM156 256H158V254H156ZM255 256V257H254ZM264 256V255H263ZM80 257V256H79ZM253 257H254V259H253ZM260 257H262V256H260ZM159 258V257H158ZM181 258V257H180ZM194 258V257H193ZM78 259V258H77ZM160 259V258H159ZM260 259V258H259ZM263 259V258H262ZM143 260H144V255L143 254H137V255H135V257H134V262L136 263V262H143ZM189 260V259H188ZM76 261V260H75ZM95 261H96V259H95ZM108 261V260H107ZM133 261V260H132ZM262 261H264V259L262 260ZM257 262V261H256ZM253 263V262H252ZM260 263H263V262H260ZM101 264V263H100ZM133 264V263H132ZM255 264V263H254ZM256 264H258V263H256Z\"/></svg>",
	"mask_w": 264,
	"mask_h": 264
}]
</instances>
